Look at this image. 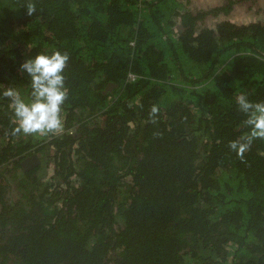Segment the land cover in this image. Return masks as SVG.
<instances>
[{
    "label": "trees",
    "instance_id": "16d2710c",
    "mask_svg": "<svg viewBox=\"0 0 264 264\" xmlns=\"http://www.w3.org/2000/svg\"><path fill=\"white\" fill-rule=\"evenodd\" d=\"M237 1L0 0V264H264V1Z\"/></svg>",
    "mask_w": 264,
    "mask_h": 264
},
{
    "label": "rangeland",
    "instance_id": "374dc122",
    "mask_svg": "<svg viewBox=\"0 0 264 264\" xmlns=\"http://www.w3.org/2000/svg\"><path fill=\"white\" fill-rule=\"evenodd\" d=\"M183 5L189 7V8H199L202 7L203 9H211L212 6L219 4L222 0H180ZM261 3L264 0H259ZM238 3L234 4V9L231 10L227 17L226 14L223 13V16L227 19H231L232 21L236 23H247L249 21H255L261 19V14L256 8V6L248 7V3L244 0H238ZM259 2V3H260ZM217 21V17L214 15L209 16V18L206 20V25L214 27ZM178 25H176L177 27ZM178 29V28H177Z\"/></svg>",
    "mask_w": 264,
    "mask_h": 264
},
{
    "label": "water",
    "instance_id": "95a60500",
    "mask_svg": "<svg viewBox=\"0 0 264 264\" xmlns=\"http://www.w3.org/2000/svg\"><path fill=\"white\" fill-rule=\"evenodd\" d=\"M115 84L113 83H110L108 84L107 88L108 89H111L112 86H114ZM40 162V159L38 157L37 154L33 153V154H30L29 156H27L26 158H24L22 161H21V164L23 166V168L25 170L27 169H30L36 165H38Z\"/></svg>",
    "mask_w": 264,
    "mask_h": 264
}]
</instances>
